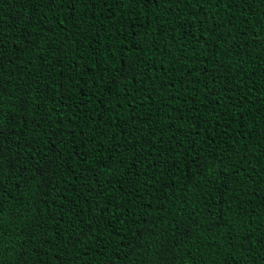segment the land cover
<instances>
[{
  "label": "trees",
  "instance_id": "trees-1",
  "mask_svg": "<svg viewBox=\"0 0 264 264\" xmlns=\"http://www.w3.org/2000/svg\"><path fill=\"white\" fill-rule=\"evenodd\" d=\"M0 264H264V0H0Z\"/></svg>",
  "mask_w": 264,
  "mask_h": 264
}]
</instances>
